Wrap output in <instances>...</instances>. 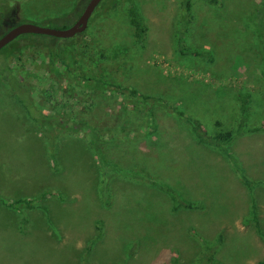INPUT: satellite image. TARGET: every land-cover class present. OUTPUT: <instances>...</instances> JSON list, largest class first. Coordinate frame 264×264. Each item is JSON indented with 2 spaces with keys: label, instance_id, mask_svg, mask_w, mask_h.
<instances>
[{
  "label": "rangeland",
  "instance_id": "obj_1",
  "mask_svg": "<svg viewBox=\"0 0 264 264\" xmlns=\"http://www.w3.org/2000/svg\"><path fill=\"white\" fill-rule=\"evenodd\" d=\"M86 1L0 0V14L14 15V21L1 18L0 35L17 23L66 28ZM190 1L194 19L189 25L181 22V0H101L83 35L55 40L25 33L0 49V69L7 61L8 75L22 82L32 107L63 119L90 120L105 137L106 130L124 136L108 145L117 170L104 175L86 133L32 122L11 90L13 82L0 77V264L264 260V242L251 219L254 206L264 233V130L236 133L227 145L245 184L225 154L197 143L182 115L123 94L103 98L96 92L90 104L89 90L70 80L63 64L53 65L61 72L56 75L46 61L47 49L62 56L81 39L90 48L93 40L115 45L134 38L126 14L133 5L147 26L142 43L135 41L141 52L136 65L143 67L129 77L134 89L169 96L170 104L202 118L210 129L216 120L232 131L238 124L244 129L264 125V49L254 32L261 24L264 47V0H240L237 8ZM15 42L16 54L5 56ZM28 42L32 48H26ZM185 48L208 52L212 61ZM237 91L248 93L242 115ZM16 199L21 202L11 204ZM177 199L198 205L173 211Z\"/></svg>",
  "mask_w": 264,
  "mask_h": 264
},
{
  "label": "trees",
  "instance_id": "obj_2",
  "mask_svg": "<svg viewBox=\"0 0 264 264\" xmlns=\"http://www.w3.org/2000/svg\"><path fill=\"white\" fill-rule=\"evenodd\" d=\"M205 1L212 4V6H214V4L221 3L230 4L233 8H237L239 6V3H241L240 0ZM180 6L181 22H184V24L186 23L187 25H189L190 22L194 19L191 9V1L181 0ZM126 14L128 17V25L133 30V37L135 39L131 38L130 40H127V38H122L119 43L115 44L116 46L110 44L107 41L105 42L102 40H93L91 42L90 48H87L88 43L84 42L85 40L81 39L80 42L77 41L75 42V44H71L69 47H67V52H65L64 54H62V52V56L58 55V53H53L50 49L46 50L45 48L46 61L49 65L50 70L56 73V75H59L58 73L61 72H58V70L53 67V65L56 63V61H59L61 64H63L65 68V75L70 80H78V84L82 83V85H84V87L89 90V103L91 97L96 95V92H100L103 98L108 96L114 98L123 94L126 97L132 98L134 101L139 102L141 104H145L149 101L159 102L166 108H168L169 111L182 115L184 121L189 125L190 129L192 130L193 136L196 139L197 143L215 148L221 153L225 154L231 160V162L235 164L234 166L238 170L237 174L239 179L242 180L245 184H247L248 180L241 173L242 171L238 167L236 159L234 161V157L228 152L227 145H229V142L233 139V136L236 133L240 134L257 130H264V125L252 126L244 129L242 124H238L235 126L234 131H232L231 127L226 125L223 127V129H221L219 127L220 122L216 120L214 122V128L210 129L207 123L201 120V117V119H199L198 117H193L191 115L185 114L183 110L179 109L173 104H170L169 96H164L162 94H150L145 92H139L134 89L129 82V77L135 75L138 71H141L143 67V65L141 66V63L139 65H136V62L138 61V57L141 52L138 49L139 46L136 44L135 41L137 40L142 43L147 32V26L145 22V17L133 5L127 7ZM69 15L70 14L68 12L66 14L61 15L60 17L67 18ZM3 17L14 21V15L9 10H3V13L0 14V25L2 24L1 18ZM261 29V24H257L254 28V32L257 34L258 37L257 43H259V49L263 50L264 47L260 42ZM82 33L83 32H80V34ZM53 39L57 40V38L55 37H53ZM181 39V36H179L178 44L183 46ZM133 41L135 44H131V42ZM31 46H33L31 42H28L26 44V48H32ZM8 48H10V50L6 51L4 55L7 57H12L13 54H16V48H18L17 42H15L13 46H9ZM190 49L187 50L190 51L193 56H206L207 61H212V57L209 55L208 52H204L197 49ZM76 50H78V52ZM179 53L185 54V51L182 50L179 51ZM78 61L80 63H78ZM5 64L6 66L0 69L1 78L5 81L13 82L11 90L14 91L16 100L21 104V106L25 109L26 113L30 116L32 120H34V122H39L41 124L47 123L51 125L52 130L58 128L62 129L66 133H86V135L89 137V149L94 158H96L98 165H100L102 173H104V175H107V170H117L115 167L112 166V162L108 157V145L112 143L117 145L116 141L122 140V137H124L122 132L119 131L118 133H116L115 131L109 133V131L107 132L106 130V132L104 133L107 134V137H105L102 131L98 129V126L96 127V125H94V123H92L90 120H76L75 113L73 114L75 116L74 118L68 117L69 119H63L58 116L43 112L38 107H32V103L30 101H27V99L25 98V96L28 95V92H25L26 90L23 89L22 82L19 81L18 78L8 75L11 69L7 68V61ZM74 65L78 66V68L74 67ZM235 96L240 103L239 112L242 115L245 112V103L248 101V93H242L237 91L235 92ZM86 107L89 108L88 106ZM135 109L136 108H134V110ZM126 113H129V111L127 110ZM130 119L131 114L125 115L124 118H122L121 122L124 123V121H130ZM150 125L152 126V128H154L152 122L150 123ZM147 133L150 134L149 132ZM151 183L155 184L159 188L174 192L173 189L167 187L164 183H158L156 181H151ZM20 202L21 199H16L11 202V204L18 205ZM197 205L198 203L194 201H183L182 199H177L172 209L173 211H176L179 208L192 209ZM251 219L254 223L255 232L264 242V233L258 226V221L254 212V206L252 207ZM175 263L176 261H173L172 264ZM260 264H264V260H261Z\"/></svg>",
  "mask_w": 264,
  "mask_h": 264
},
{
  "label": "water",
  "instance_id": "obj_3",
  "mask_svg": "<svg viewBox=\"0 0 264 264\" xmlns=\"http://www.w3.org/2000/svg\"><path fill=\"white\" fill-rule=\"evenodd\" d=\"M100 1L101 0H87L76 20L63 29L42 27L32 23L14 24L0 35V49L18 35L25 33L42 34L56 38H70L86 28L90 14Z\"/></svg>",
  "mask_w": 264,
  "mask_h": 264
},
{
  "label": "flooded vegetation",
  "instance_id": "obj_4",
  "mask_svg": "<svg viewBox=\"0 0 264 264\" xmlns=\"http://www.w3.org/2000/svg\"><path fill=\"white\" fill-rule=\"evenodd\" d=\"M98 4H99V3H98ZM98 4H97V5H98ZM84 5H85V4H84ZM83 7H84V6H83ZM95 8H96V7H95ZM95 8H94V9H95ZM81 10H82V9H81ZM81 10H80V12H81ZM93 11H94V10H93ZM93 11H92V12H93ZM80 12H79V14H80ZM79 14H78V15H79ZM91 14H92V13H91ZM91 14H90V16H91ZM90 16H89V17H90ZM77 17H78V16H77ZM77 17H76V18H77ZM88 19H89V18H88ZM75 20H76V19H75ZM75 20H74V21H75ZM0 77H1V75H0ZM25 112H26V111H25ZM28 117H29V119H30L32 122L34 121V120H32V119L30 118L29 115H28Z\"/></svg>",
  "mask_w": 264,
  "mask_h": 264
}]
</instances>
